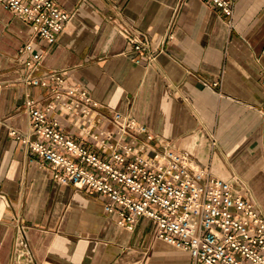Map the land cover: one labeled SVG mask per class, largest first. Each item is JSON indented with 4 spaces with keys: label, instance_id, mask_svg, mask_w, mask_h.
Returning a JSON list of instances; mask_svg holds the SVG:
<instances>
[{
    "label": "crops",
    "instance_id": "0c3cea01",
    "mask_svg": "<svg viewBox=\"0 0 264 264\" xmlns=\"http://www.w3.org/2000/svg\"><path fill=\"white\" fill-rule=\"evenodd\" d=\"M55 1L70 20L54 44L37 40L44 52L32 74L64 72L100 103L92 114L135 117L154 135L149 145L168 144L264 213V0H237L232 16L205 0ZM31 33L0 3V264H15L21 228L31 264H194L156 236L151 218L121 225L105 211L107 197L60 183L11 135L31 129L27 96L53 102L50 117L93 150L86 130H113L25 82L16 58ZM140 34L151 47L139 56L128 39Z\"/></svg>",
    "mask_w": 264,
    "mask_h": 264
},
{
    "label": "built area",
    "instance_id": "2783aa9c",
    "mask_svg": "<svg viewBox=\"0 0 264 264\" xmlns=\"http://www.w3.org/2000/svg\"><path fill=\"white\" fill-rule=\"evenodd\" d=\"M205 1L232 16L237 0ZM0 3L26 20L32 31L16 58L19 66L28 69L25 82L46 87L64 107L81 110L89 125L109 122L113 127L112 131L102 127L96 132L86 130L98 141L99 151L93 150L64 132L57 117H50L56 107L53 102L39 105L27 96L31 129L28 134L14 129L11 135L49 163L57 181L103 194L107 197L105 211L129 229L139 216L151 218L156 236L186 250L194 264H264V213L235 192L229 181L213 177L203 168H192L189 158L168 144L149 145L154 135L135 117L119 111L92 114L100 103L86 90L69 85L64 72L32 74L40 69L44 52L37 40L54 44L70 20L68 11L55 0ZM128 41L139 56L151 47L141 34L129 36ZM128 134L130 139L123 142ZM25 244L21 228L15 264L32 262Z\"/></svg>",
    "mask_w": 264,
    "mask_h": 264
}]
</instances>
